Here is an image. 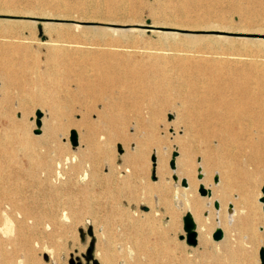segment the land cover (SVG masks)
<instances>
[{"label": "rangeland", "instance_id": "obj_1", "mask_svg": "<svg viewBox=\"0 0 264 264\" xmlns=\"http://www.w3.org/2000/svg\"><path fill=\"white\" fill-rule=\"evenodd\" d=\"M123 1L0 0V69L5 72L0 97H7L0 105V127L22 138L20 147L7 149L14 164L3 165L15 179L0 178L8 190L0 197V264H106L105 249L113 264H261L264 0ZM107 54L118 66L97 65ZM162 71L171 78L167 92ZM199 71L220 72L229 82L241 74L252 79L248 93L222 88L242 115L224 163L228 199L213 196L219 208L214 201L206 204L201 216L209 217L210 240L203 245L198 238L191 245L184 229L190 210L182 200L195 195L182 186L177 163L173 169L170 161L174 151L180 156L174 137L183 133L175 111L192 95ZM105 73L113 78L103 79ZM138 74L153 79L160 96L170 97L153 116L154 136L165 140L163 177L152 160L156 144H149L136 163L127 156L136 153L137 141L148 140L149 134L136 130L137 116L149 118L154 104ZM105 105L111 107V123L103 116ZM37 110L44 118L39 134L32 121ZM73 129L79 135L76 148L70 141ZM29 156L54 159L60 173L50 175L45 164H32ZM192 165L197 197L210 201L199 186L208 177L207 188L214 193L222 171L204 172L200 154ZM230 204L237 205L239 220L225 216ZM217 227L225 232L219 242L212 238Z\"/></svg>", "mask_w": 264, "mask_h": 264}, {"label": "bare ground", "instance_id": "obj_2", "mask_svg": "<svg viewBox=\"0 0 264 264\" xmlns=\"http://www.w3.org/2000/svg\"><path fill=\"white\" fill-rule=\"evenodd\" d=\"M120 5L122 6V3ZM113 24H118V23H113ZM121 24L126 25V23H121ZM89 50L90 49L88 48V51ZM118 64H119L118 60L115 59L112 54H107L99 58L97 65L101 69H110V68H115L116 66H118ZM3 72L0 69V74ZM130 75L134 76L135 74H130ZM162 75H163L162 85L165 87V92H167L166 90L169 89V86H171L172 84L171 78L169 77L167 72L162 71ZM196 75L197 76L195 77V79L192 81L191 84L192 95L188 99H185V101L183 102L182 109H176L175 111L176 125L177 127H181L183 131L182 135L174 137V143L177 145V147L180 150V156L176 158L177 169L175 170V172H177L179 176V180H181V184H182L183 176H186L188 178L189 184L187 185L188 187L185 186V188H187V190L188 188H190V191L194 193L195 197L188 198L186 196L183 197L182 201L184 202L185 207L191 211L195 222L196 221L198 222L197 233H198L199 242L203 245H206L210 240V236H211V232L209 230V224H208L209 217L203 218L201 216V212L205 208L206 204L208 203L211 204L215 200L213 199V196L217 197L222 201L228 199V194H227L228 187L226 186L224 179L226 177L227 182L229 179L224 172V167H225L224 163L226 162L228 148L230 146V140L232 135L231 132L234 133L233 131L234 126H237L238 124L242 123L240 120L242 118V115L239 112H236L234 102L223 96L222 88L229 87L234 89L236 93H238L239 91L242 93H248L249 83L252 78L249 77L248 74L246 75L241 74V76L238 75L236 77L230 76L231 78L229 82L227 81V79H225L223 74H220V72L217 71L215 72L210 71L209 73L208 72L206 73L205 71H201V72L199 71ZM102 78L110 80L113 78V75L110 73H105L104 75H102ZM118 78H120V76H118ZM174 79L177 80L178 76L175 77ZM239 79L241 81H239ZM152 80L153 79L147 76L138 74V81L141 83V85L144 84L146 86L148 98L150 101L153 100L154 104H149L148 107V113L150 114V117L145 118L144 116L141 115L137 116V120L139 124H136V130L138 132L143 129L144 133L149 134L151 138L147 136L148 140L144 142L137 141L136 153L127 156L132 158L136 163L139 159H142V155H144L143 150L147 149L149 144L151 143L156 144L157 155L153 154L152 157L153 156L156 157V161H155L156 171L158 175H161L163 177L167 172L164 170L163 167L164 157L160 153V151L164 146L165 140H163V138H156L154 136L155 127H154L153 116L159 115L161 113L162 104L170 103V97L168 95L164 98L163 96H160L159 87L155 86V81ZM6 101H7L6 96L0 97V105L5 103ZM110 108H111L110 105H105L104 113H103V116H105L106 120H109L108 121L109 123H111V119H112V116L109 111ZM36 119L37 117H34L32 121L34 122L36 121ZM43 120L44 118L42 117L40 132H42L43 130L42 129V124L44 122ZM11 123L12 125L15 124L12 121ZM21 141H22L21 136H19L18 134L15 135L9 134L4 124L0 127V178L5 183L9 182V180L15 179L11 175H8L9 174L8 169L3 166L8 161H11L12 162L11 164H14V159L12 157V154L7 152V149L8 147L12 149H17L18 145L19 147L21 146ZM148 141H150V143ZM197 154H200L202 156V167L204 169V172H207L210 168L213 167H216L222 171V181L219 184V186L215 189L214 193H212V195L210 196V201L207 202L198 199L196 193L198 182L193 181L192 179L193 172L195 170L192 165L193 157ZM28 161L32 164H41V163L45 164L46 165L45 169L49 172L50 175H53L55 172L60 173V171H57L59 168L58 166L59 164H57V162H55L54 159L44 158V160H40L29 156ZM209 181L210 178L206 177L203 181H201V184L205 185V187L207 188V184L209 183ZM165 186L166 185L163 186L160 185V187L157 188L162 190V188ZM181 189L177 188L176 192H178L179 195L184 196L185 192L181 191ZM7 194H8V190L6 189V186L0 185V197H7ZM230 205L228 208L229 214L227 215L226 213H224L225 216L227 218H232L233 221L239 220V218L235 217L236 212L238 210L237 205H234L233 208L232 207L230 208ZM261 206H264V204L262 203ZM51 211H57V210L53 209ZM53 213H57V212H52V214ZM247 221H249L248 216H247ZM224 239L225 236L222 240ZM168 250L172 251V249H168ZM183 251L185 255H188V252H186L185 250ZM103 260L105 261L106 264H113V257L111 256V254L107 249L103 250Z\"/></svg>", "mask_w": 264, "mask_h": 264}, {"label": "water", "instance_id": "obj_3", "mask_svg": "<svg viewBox=\"0 0 264 264\" xmlns=\"http://www.w3.org/2000/svg\"><path fill=\"white\" fill-rule=\"evenodd\" d=\"M36 125L38 128L35 129V133H40V127H41V119L43 117V112L41 110H37L36 112ZM70 141L72 146L76 147L79 145V135L78 132L76 130H71L70 132ZM120 151H122V147L119 146ZM178 156V152L174 151L173 155H172V159L170 161V166L174 169L176 167V157ZM152 160L154 162V165H156L155 161H156V157L153 156ZM203 175L200 174V178H202ZM174 180H178V176L177 175H173ZM215 182L217 183L219 181V176L215 177ZM182 185L183 186H187V179L183 178L182 179ZM199 193L202 196H211L212 195V191L209 188H206L205 185L201 184L199 186ZM260 202H262L264 204V186L262 187V196L259 198ZM214 206L216 208H219V201H215L214 202ZM232 206L230 205V208ZM264 209V206H263ZM184 229L187 232V242L191 245H196L198 242V233H197V224L194 220V217L192 215V213L190 211L186 212L185 216H184ZM263 231H264V226H263ZM225 236V232L223 230V228L221 227H217L213 233H212V238L215 241H220L224 238ZM260 260H261V264H264V247H262L260 249Z\"/></svg>", "mask_w": 264, "mask_h": 264}, {"label": "crops", "instance_id": "obj_4", "mask_svg": "<svg viewBox=\"0 0 264 264\" xmlns=\"http://www.w3.org/2000/svg\"><path fill=\"white\" fill-rule=\"evenodd\" d=\"M221 241V240H220Z\"/></svg>", "mask_w": 264, "mask_h": 264}]
</instances>
